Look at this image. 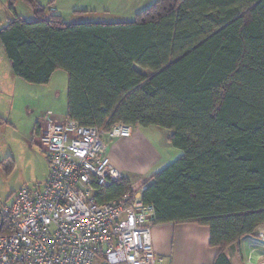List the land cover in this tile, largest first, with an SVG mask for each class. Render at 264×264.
<instances>
[{
	"label": "trees",
	"instance_id": "1",
	"mask_svg": "<svg viewBox=\"0 0 264 264\" xmlns=\"http://www.w3.org/2000/svg\"><path fill=\"white\" fill-rule=\"evenodd\" d=\"M20 1L34 19L0 29L15 75L66 72L65 117L82 125L169 130L181 155L141 192L150 224L206 225L214 264H229L225 248L264 226V0H155L130 21L72 23ZM129 191L123 176L97 201ZM10 225L2 216L0 233Z\"/></svg>",
	"mask_w": 264,
	"mask_h": 264
},
{
	"label": "built area",
	"instance_id": "2",
	"mask_svg": "<svg viewBox=\"0 0 264 264\" xmlns=\"http://www.w3.org/2000/svg\"><path fill=\"white\" fill-rule=\"evenodd\" d=\"M131 133L122 123L104 131L70 118L41 126L33 141L48 176L42 189H20L0 205L12 229L0 233V264H155L144 183L116 200L96 196L124 176L111 164L108 143ZM255 236L264 243V226ZM244 264H264V255L249 254Z\"/></svg>",
	"mask_w": 264,
	"mask_h": 264
},
{
	"label": "rangeland",
	"instance_id": "3",
	"mask_svg": "<svg viewBox=\"0 0 264 264\" xmlns=\"http://www.w3.org/2000/svg\"><path fill=\"white\" fill-rule=\"evenodd\" d=\"M154 1L36 0L46 12L60 14L69 23L130 21ZM9 4L10 0H0V29L12 19L13 13L23 20L34 19L31 8L24 2L13 1L12 10ZM66 85L67 74L62 70L55 71L47 84L23 81L13 72L0 43V205L7 204L20 189L43 188L48 176V162L33 141L34 128L36 122L63 120ZM141 131L157 148L155 143L162 141L165 129L149 126L142 127ZM160 154L164 155L163 152ZM131 177L135 180L138 175Z\"/></svg>",
	"mask_w": 264,
	"mask_h": 264
},
{
	"label": "crops",
	"instance_id": "4",
	"mask_svg": "<svg viewBox=\"0 0 264 264\" xmlns=\"http://www.w3.org/2000/svg\"><path fill=\"white\" fill-rule=\"evenodd\" d=\"M46 123L36 122L34 133ZM141 128L132 127L129 138L113 139L107 148L111 164L135 188L141 183L148 184L154 173L181 155V151L169 143V130L165 129L162 141L155 143V148L145 139ZM160 152L164 155L161 156ZM133 174L138 175L135 180L131 177ZM151 235L155 264H214L216 251L209 244V228L206 225L196 222L163 223L153 225ZM224 253L229 264H244L249 254L264 255V243L255 235L245 236L227 246Z\"/></svg>",
	"mask_w": 264,
	"mask_h": 264
}]
</instances>
